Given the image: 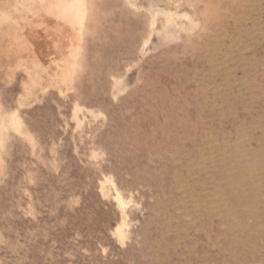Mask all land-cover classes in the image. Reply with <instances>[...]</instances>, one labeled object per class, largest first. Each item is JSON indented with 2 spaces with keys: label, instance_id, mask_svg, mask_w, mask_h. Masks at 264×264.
Wrapping results in <instances>:
<instances>
[{
  "label": "rangeland",
  "instance_id": "374dc122",
  "mask_svg": "<svg viewBox=\"0 0 264 264\" xmlns=\"http://www.w3.org/2000/svg\"><path fill=\"white\" fill-rule=\"evenodd\" d=\"M0 264H264V0H0Z\"/></svg>",
  "mask_w": 264,
  "mask_h": 264
},
{
  "label": "bare ground",
  "instance_id": "6f19581e",
  "mask_svg": "<svg viewBox=\"0 0 264 264\" xmlns=\"http://www.w3.org/2000/svg\"><path fill=\"white\" fill-rule=\"evenodd\" d=\"M82 8V7H81ZM148 8H149V11H150V13L152 14V16H154L155 14H154V12H155V10H156V6L152 3V1H149L148 2ZM146 12H148V11H146ZM150 21V20H149ZM150 25V24H149ZM13 117V116H12ZM16 118V117H15ZM11 119V118H10ZM9 119V120H10ZM10 121H12V119L10 120ZM11 123V122H10ZM17 123H19V122H17ZM7 124V123H6ZM13 124H14V122H13ZM12 124V125H13ZM18 127V126H17ZM120 198V197H119ZM124 206V205H123ZM117 231L118 232H120V228L118 227L117 228Z\"/></svg>",
  "mask_w": 264,
  "mask_h": 264
}]
</instances>
